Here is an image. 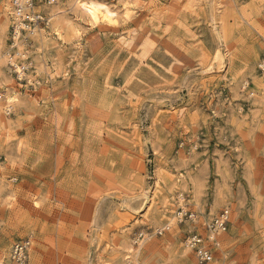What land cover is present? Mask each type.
Returning a JSON list of instances; mask_svg holds the SVG:
<instances>
[{
  "label": "rangeland",
  "instance_id": "1",
  "mask_svg": "<svg viewBox=\"0 0 264 264\" xmlns=\"http://www.w3.org/2000/svg\"><path fill=\"white\" fill-rule=\"evenodd\" d=\"M11 2L0 264L23 241L24 264H200L185 240L223 210L209 264H264V0L39 1L44 24L16 46Z\"/></svg>",
  "mask_w": 264,
  "mask_h": 264
},
{
  "label": "built area",
  "instance_id": "2",
  "mask_svg": "<svg viewBox=\"0 0 264 264\" xmlns=\"http://www.w3.org/2000/svg\"><path fill=\"white\" fill-rule=\"evenodd\" d=\"M39 1L47 6L55 5L58 2V0H12L11 37L14 45L20 38L34 35L38 28L44 24L46 19L35 11L37 4H40ZM13 67L19 76L21 71L24 74L27 70L25 66L14 65ZM230 217V211L223 210L220 214L206 219L202 229L196 227L186 238L185 245L195 255L200 264H209L215 259V253L220 247L219 236L227 232ZM176 218L178 224L184 222L196 223L198 221L196 214L186 212L182 207L179 208ZM169 230L170 226H165L162 229H157L154 233L162 236ZM144 237L145 235L142 233L139 235L138 240H142ZM29 246L30 242L28 241L15 244L12 249V259L18 264H24Z\"/></svg>",
  "mask_w": 264,
  "mask_h": 264
},
{
  "label": "bare ground",
  "instance_id": "3",
  "mask_svg": "<svg viewBox=\"0 0 264 264\" xmlns=\"http://www.w3.org/2000/svg\"><path fill=\"white\" fill-rule=\"evenodd\" d=\"M92 6L95 8V9H97V10H99V11H101L102 12V14H103V16L105 17V19H113L114 17H115V14L116 13H114L113 11H111V9L109 8V7H107L106 5H104V4H101V3H99V2H92ZM8 16V15H7ZM67 23V22H66ZM49 50V49H48ZM20 54H21V52H20ZM38 58V57H37ZM21 74H22V72H21ZM23 77V76H22ZM11 96V95H10ZM9 96V98H7V102L9 103V104H12V103H14L15 101H17V97H16V95H12L11 97ZM9 110V109H8ZM5 111V110H4ZM215 208V207H214ZM225 233H223V234H221V235H224ZM221 235L219 236V237H221ZM219 242H220V238H219ZM221 244V243H220ZM219 244V245H220ZM187 247V246H186ZM187 249H188V247H187ZM190 250V249H189ZM191 251V250H190ZM187 252V251H186Z\"/></svg>",
  "mask_w": 264,
  "mask_h": 264
}]
</instances>
